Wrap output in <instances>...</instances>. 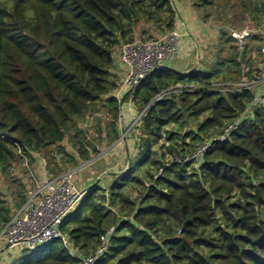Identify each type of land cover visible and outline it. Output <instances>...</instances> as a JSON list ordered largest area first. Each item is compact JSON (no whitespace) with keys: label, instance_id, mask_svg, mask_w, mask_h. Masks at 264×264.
<instances>
[{"label":"trees","instance_id":"trees-1","mask_svg":"<svg viewBox=\"0 0 264 264\" xmlns=\"http://www.w3.org/2000/svg\"><path fill=\"white\" fill-rule=\"evenodd\" d=\"M173 1L0 0V174L11 178L13 163L20 161L19 148L43 154L54 176L65 158L75 167L80 159L67 139L80 158L90 159L95 140L80 120L100 112L95 110L99 102L108 108L107 136L115 140L120 136L121 104L132 101L138 112L148 106L137 124L136 145L138 166H151L143 180L131 162L109 187L107 201L102 187L86 193L62 225L73 251L55 240L13 264H83L113 226L108 249L95 264H264V109L258 107L226 141L214 140L200 163L187 160L198 147L189 155L172 142L173 133L166 150L156 149L165 128L184 114L206 115L193 136L197 140L203 133L205 142L210 130H217L215 138L252 101L247 90L216 91L214 77L255 76V47L249 49L247 42L241 49L231 30L242 27L229 23L252 14L263 19L264 0H192L205 21L218 22L219 53L225 55L206 64L207 69L188 73L168 66L157 69L121 104L113 94L119 86L113 71L117 47L135 38L142 21L173 30ZM245 59L250 67L243 70ZM178 84L192 90L156 98ZM21 183L19 206L26 200ZM133 187L141 191L139 199L123 193ZM4 203L0 199L1 227L11 219Z\"/></svg>","mask_w":264,"mask_h":264},{"label":"built area","instance_id":"built-area-1","mask_svg":"<svg viewBox=\"0 0 264 264\" xmlns=\"http://www.w3.org/2000/svg\"><path fill=\"white\" fill-rule=\"evenodd\" d=\"M259 32L264 31L252 26L244 27L241 30H231L232 36L236 38L241 49L245 46L247 38ZM182 36L178 29H173L153 39L135 37L132 41L123 42L117 47L115 59L124 71L118 94L115 95L120 103L127 93L134 92L142 80L152 72L166 67L168 63L180 56ZM262 36L260 47L262 59L258 63V73L253 78L244 76L237 82L214 83L215 86L219 87L216 91L240 92L247 90L253 94L252 101L246 106L242 114L226 123L219 135L215 138L210 137L201 143L187 160L202 162L204 153L214 140L226 141L239 128L245 118L253 116L257 107L264 109V35ZM184 88L185 86L177 85L173 89L164 90L156 98L161 99L170 93L192 90L189 87L188 89ZM145 110L136 113L132 127L137 125ZM101 115H103L101 112L88 113L82 126L84 128L91 126L94 124V120H97ZM121 141L123 140L120 138L118 142ZM18 152L20 161L13 163L11 176L23 179L26 185V200L21 206L14 209L11 219L0 230V242L5 243L10 248L35 251L52 241L60 240L68 249L73 251V245L62 230V225L77 210L87 193L85 192L86 189L79 183L77 170L85 168L88 161L72 169H67L58 176L47 172L44 177H39L32 162L33 153L38 152L30 151L27 153L22 148H19ZM93 161L94 158L90 159L89 164ZM157 176L158 173L155 174V177ZM115 229L116 226H113L101 235L97 250L94 254L86 257L83 264H95L103 256L108 249Z\"/></svg>","mask_w":264,"mask_h":264},{"label":"rangeland","instance_id":"rangeland-1","mask_svg":"<svg viewBox=\"0 0 264 264\" xmlns=\"http://www.w3.org/2000/svg\"><path fill=\"white\" fill-rule=\"evenodd\" d=\"M262 1L263 0H255L256 3H261ZM251 16H254V15L252 14V15L248 16L247 18L246 17H239L236 20V23H229V24H231L233 26H236L237 28L238 27L239 28L242 27V29L244 27H247V26H252L255 29H261V30L264 31V18L262 19V17H261L263 15H258L257 14V17L255 16V19L251 18ZM218 20H219V17L218 18L217 17L214 18V21L215 22L218 21ZM229 22H232V21H229ZM216 23L218 24V22H216ZM229 24H227V25H229ZM136 30L137 31H135V33H136L135 37H139L141 39H153V38H156L157 36H162L165 33L171 31V30L169 31L168 29H165L164 27L162 28L161 26H159L158 24H156L154 22H147V21L140 22L138 24ZM263 33L264 32H259L258 33L259 37L257 39H252L253 37L251 36V37H249V38H247L245 40L246 43L248 42L250 44V48L249 49H253V47H255V49H253L254 50V54H257L256 65H254L253 70L254 69L257 70L259 60L262 59L261 56H260V53H258V49H259V47H261L262 38H263L262 35H264ZM228 34H229V31L226 33V35L229 36ZM228 45H230V44H228ZM213 52H214V50H212V48H211V50L209 49V55H212ZM234 52H235V50L229 51L230 56H232L234 54ZM255 52H257V53H255ZM248 57H249V55H248ZM180 59L181 58H176L173 61H171L169 64L173 65L174 67H176V66H183V67L188 68L190 70L198 69V65L195 64V59H193V58H186V57H184L181 60ZM246 60L247 59L244 60V63L242 65V68L244 67L245 70L250 67L248 65V63H247ZM214 61H215V59H214ZM212 64H210V65H212ZM218 67L221 68V69H224L225 68V65H219ZM234 68H236V67L234 66ZM244 68H243V70H244ZM257 73H258V70L254 73V75H256ZM222 74L223 73H218L214 77L215 82H225L226 80H227L226 82H237V81L241 80L244 77V75H243L242 77H238L237 80L236 79L235 80H232V79L226 78L224 76V74L223 75ZM232 76H234V75H232ZM178 85H181V84H178ZM176 86H174V87H176ZM188 87H190V86H186V88H184V89H188ZM170 89H173V87L172 88H169V89H166V90H170ZM214 89L217 90V89H219V87H217V86L214 85ZM219 92H221V91H219ZM222 93L224 94L226 92H223L222 91ZM170 94H173V93H170ZM175 94L180 95L179 92H177ZM179 97L180 96H177V98H179ZM119 104H121V103H119ZM99 109L102 110L100 112L103 114L102 115L103 118L100 119V120H102L103 122H101L99 119H97V120H94V124H92L91 126L86 127V128H83L82 127V129H84V131H86L87 134H89L90 131H93V132H95V134L98 135V137L97 136L96 137L95 136L93 137V139L95 140L93 144H94V147L96 148V150H94V148H93L92 157L90 159L95 158V157H101V156L103 157V156H106V155H110L111 153H113V151H115V152L118 151L117 146H116L118 142H116V141L118 139H120V138H121V140H124L125 138L127 139L130 136V134L136 135L137 137L139 136V134H138L139 133V128H138L139 126L136 125V126H133L132 127V124H133L134 119H135V117H134V119L132 121L128 122L126 124V126L121 125L122 132L120 133V136H119L118 139H116V140L115 139H111V137L109 136V134L107 136L108 127H109L108 126V123L111 121L110 120V115L108 113V108L106 106H103V104H101V102H99L98 105L96 106V109L95 110H99ZM122 109H123L124 112L127 111L128 104L126 102H125V104H123V108ZM145 109H146L145 110V112H146L148 110V106H146ZM257 109H258V107L255 110H257ZM141 112H138L137 111V113H141ZM144 114L145 113H143V115ZM205 116L206 115H203L201 117L195 118V117H192V116H190L188 114H184V117L180 121L175 122L173 124H170V125H168L165 128V130H164V136L160 140L159 144L156 146V149L158 151H161V152L163 150H166L167 149L166 145H168L169 137L173 133L174 140L172 142L177 141L176 143H178V145H180L181 147H184L187 150L186 152L189 153V155L192 154L193 153V150H194V147H198V145L201 142H203L204 139H205V137L207 136V135L201 133L199 135V137L197 138V140H194V138H193L194 134L196 132H198L199 124H200V122L204 121ZM85 117L80 120L81 121L80 122L81 124L86 121L85 120L86 119ZM140 120H139V122H140ZM186 133H187V135H186L185 139H183V136ZM216 134H218V132H217L216 129H212L209 132V135L211 137L214 136V135H216ZM138 140H139V137H138ZM67 141H68V147L71 150V152H73L74 154H76V156L80 159L78 165L79 164L86 163L88 161L87 162V165L85 166V168H81V169H78L77 170V175H78L79 183H80V185L82 187H85L86 186L85 185V183H86V177L87 178L91 177V173H90V171H88L89 167L92 166L91 164H89V160L90 159H82V158H80L79 152L77 151V149L75 147H73L71 141H69L68 139H67ZM162 145H164L165 148H163ZM107 150H109V151H107ZM130 158H131L130 160L132 162L133 167H139V169L137 170V174L140 176V178H142L143 180L144 179H148V176H149V174H148L149 172L148 171L150 170L151 166L148 163H146V164L144 163V165L142 167H141V165L138 166L139 163H140L139 162L140 160L138 159L139 157L133 156V154H131V157ZM168 158H170V156H168L167 159ZM117 161H119V163L117 165V168L114 169V170H117L118 171V174H121V172L124 171L125 168H126V166H127V164H126L127 161H126V159L124 157H122V158H119L118 157L117 158ZM61 165H62V167H61ZM78 165H76L75 167H77ZM72 166L73 165L69 161H67L66 158H65V160L62 161V163H60V166L57 167V169H56L57 172H55V174L58 175V174H61L66 169H72V168H74ZM107 175L108 174L105 173L104 176H103V178H102V180H101V182L98 183L99 188L102 187L101 188L102 189V193L104 195H106V199L104 201H107L109 199V195H110V192L108 190L109 187H111V185L114 182H116L117 180H119V178L115 177V175H113V176H107ZM104 177H105V179H104ZM10 179H11V182L13 183V185H16L15 188L21 190V188L19 186V184L21 182L15 180L13 176H11ZM109 179L110 180L111 179L113 180L112 183H110ZM88 183H90V182L88 181L87 184ZM21 185H22V183H21ZM136 188L135 187H133V188H125V189H123V193L125 195H129L130 197H132V199H139L141 197V191L139 190V188H137V189ZM25 189L26 188L24 187V185H22V194H24V197H26L25 196V193H26V190ZM237 197H238V194H237ZM237 197H235L234 199H237ZM4 202H5L4 203V209H5L4 211H5V213H7V214L9 213L10 216H12L14 210L13 211L11 210V207H9V204H8L7 201H4ZM120 207L121 206L119 204H115L114 205V210L120 212ZM115 213L116 212H114V214ZM4 226L3 227L0 226V229L2 230L4 228ZM70 226H71V224L69 222L68 223V228H70ZM208 230L209 231L213 230V227L208 228ZM17 250L20 253L19 257L16 260L17 263L20 261V259H21L22 256L30 254V251H28L26 249L24 250V249L17 248Z\"/></svg>","mask_w":264,"mask_h":264},{"label":"crops","instance_id":"crops-1","mask_svg":"<svg viewBox=\"0 0 264 264\" xmlns=\"http://www.w3.org/2000/svg\"><path fill=\"white\" fill-rule=\"evenodd\" d=\"M173 6L176 14L174 29H178L183 35L181 38V53L178 58H193L195 59V64L198 65V69H207V63L209 64L210 61L213 63L214 59L216 61L218 56L221 57L225 55L224 52L219 53L222 38L219 25H217L213 21H205L202 18L201 13L198 12L193 6L192 0H175L173 1ZM211 48L212 50H214V52L212 53V55H209V49L211 50ZM167 66L175 69L178 72L188 73L191 71L190 69L185 68L183 66L174 67L169 63ZM113 71L116 74V79L120 86L124 71L117 59H115ZM119 86L113 92L114 95L118 94L120 88ZM126 103L128 104V109L126 112H124L122 109L123 105L120 106V119L118 128L119 133L122 132L121 125L126 126L128 122L134 119L138 111L137 105L134 102L128 101ZM90 133L92 135L91 131ZM94 136L96 137L95 132ZM137 139L138 137L133 134H130L127 139L121 141L120 143L118 142V139L116 141L118 142V151H113V153H111L110 155H106L103 157H95L94 161L91 163L92 166L88 169V171H90L91 173V177H86V186L83 188H90L94 181L106 172L108 173L107 176H113L115 173V177H117L119 175L118 171L114 169L117 168V165L119 163V161H117L118 157H124L126 159L127 166L125 170L128 169L131 163V154L136 157L138 156L136 145ZM32 162L34 165V169L39 177H44L46 173L49 172L48 163L43 154L33 153ZM19 179L24 184L23 179L21 177H19ZM88 181L90 183L87 184ZM109 181L110 183H112L113 180L109 179ZM15 186L16 185H13V183L11 182L10 177H8L7 175L0 174V199L2 201H7L12 211L19 207L18 203L20 202L19 189L15 188ZM24 187L26 188L25 184ZM19 255L20 253L17 248H10L5 243L0 242V264H13L17 260Z\"/></svg>","mask_w":264,"mask_h":264},{"label":"water","instance_id":"water-1","mask_svg":"<svg viewBox=\"0 0 264 264\" xmlns=\"http://www.w3.org/2000/svg\"><path fill=\"white\" fill-rule=\"evenodd\" d=\"M92 132V135L94 136V132L93 131H91ZM105 174V173H104ZM104 174L102 175V176H100L93 184H92V186L90 187V188H87L86 190H85V192H88L91 188H93V187H95V186H98V183L99 182H101V180H102V178H103V176H104ZM106 174H108L107 172H106ZM257 194L259 195V190H257Z\"/></svg>","mask_w":264,"mask_h":264}]
</instances>
